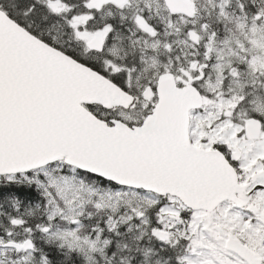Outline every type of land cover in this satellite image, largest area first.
Wrapping results in <instances>:
<instances>
[{"label":"snow or ice","instance_id":"snow-or-ice-1","mask_svg":"<svg viewBox=\"0 0 264 264\" xmlns=\"http://www.w3.org/2000/svg\"><path fill=\"white\" fill-rule=\"evenodd\" d=\"M0 264H264V0H0Z\"/></svg>","mask_w":264,"mask_h":264}]
</instances>
